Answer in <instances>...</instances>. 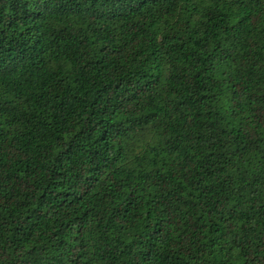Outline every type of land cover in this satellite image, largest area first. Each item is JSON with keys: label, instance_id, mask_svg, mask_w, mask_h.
Listing matches in <instances>:
<instances>
[{"label": "trees", "instance_id": "1", "mask_svg": "<svg viewBox=\"0 0 264 264\" xmlns=\"http://www.w3.org/2000/svg\"><path fill=\"white\" fill-rule=\"evenodd\" d=\"M0 264H264V0H0Z\"/></svg>", "mask_w": 264, "mask_h": 264}]
</instances>
